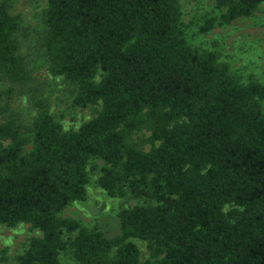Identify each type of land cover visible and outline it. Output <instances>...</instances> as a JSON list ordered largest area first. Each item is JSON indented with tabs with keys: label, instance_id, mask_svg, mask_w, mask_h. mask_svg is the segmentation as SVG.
Returning a JSON list of instances; mask_svg holds the SVG:
<instances>
[{
	"label": "trees",
	"instance_id": "obj_1",
	"mask_svg": "<svg viewBox=\"0 0 264 264\" xmlns=\"http://www.w3.org/2000/svg\"><path fill=\"white\" fill-rule=\"evenodd\" d=\"M213 1L222 14L201 33L264 4ZM182 19L179 0H47L49 72L76 88L75 108L100 107L66 131L36 95L19 15L0 5V112L24 95L36 111L0 125V223L41 233L18 264H264V85L192 48ZM92 160L109 196L140 202L114 237L61 217L87 200Z\"/></svg>",
	"mask_w": 264,
	"mask_h": 264
},
{
	"label": "rangeland",
	"instance_id": "obj_2",
	"mask_svg": "<svg viewBox=\"0 0 264 264\" xmlns=\"http://www.w3.org/2000/svg\"><path fill=\"white\" fill-rule=\"evenodd\" d=\"M179 1L186 40L192 48L218 54L220 62L228 64L231 74L244 84L256 81L264 85V4L253 17L239 19L228 26L216 23L212 31L201 33L200 29L206 22L218 19L222 12L213 0ZM2 3L8 4L12 13L20 17L18 38L21 53L27 57L37 80L34 85L38 90L36 95L48 101L51 113L66 131H78L96 116V110L100 107L75 108L76 88L49 72L41 46L47 0H0V5ZM5 88L7 85L0 82V91ZM30 97H16L8 113L0 112V125L14 113L20 123L29 126L36 114ZM104 165L102 160L90 162L88 171L91 182L87 187V200L73 203L61 217L75 219L88 228H97L108 237H114L120 232L118 215L121 209L133 208L140 202L130 198H113L98 185ZM40 236V231L33 230L27 224L11 228L0 223V264H18L17 258L27 249L30 240ZM134 242L140 248L142 261L145 262L149 257L147 243L140 240ZM60 259L61 264H75L70 253H63Z\"/></svg>",
	"mask_w": 264,
	"mask_h": 264
}]
</instances>
